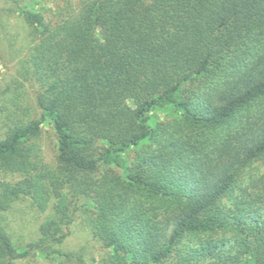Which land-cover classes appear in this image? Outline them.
Wrapping results in <instances>:
<instances>
[{
  "label": "trees",
  "instance_id": "obj_1",
  "mask_svg": "<svg viewBox=\"0 0 264 264\" xmlns=\"http://www.w3.org/2000/svg\"><path fill=\"white\" fill-rule=\"evenodd\" d=\"M18 10L32 44L17 74L39 84L40 115L0 138V172L21 176L0 184V215L21 199L42 211L55 202L27 245L0 223V264L35 253L70 261L57 247L73 199L86 198L101 264H264V198L225 203L264 158L254 113L264 104V0H82L77 18L56 25ZM166 109L174 117L153 123ZM47 121L58 173L39 154ZM217 234L234 240L208 239Z\"/></svg>",
  "mask_w": 264,
  "mask_h": 264
},
{
  "label": "rangeland",
  "instance_id": "obj_2",
  "mask_svg": "<svg viewBox=\"0 0 264 264\" xmlns=\"http://www.w3.org/2000/svg\"><path fill=\"white\" fill-rule=\"evenodd\" d=\"M82 0H0V138H5L6 133L13 123L18 120L28 121L37 119L40 110L36 102L39 84L28 82L20 77L17 72L22 71L24 60L28 57L29 47L32 44L31 28L25 17L19 12L20 7H28L41 12L47 21L56 25L61 21L78 17ZM255 115L260 114L264 120V104L260 105ZM16 113L18 118L12 117ZM174 117L172 109L156 110L152 115V122L165 121ZM40 156L43 169L51 173H58L57 163V136L52 124L44 123L39 136ZM117 174L121 171L112 167ZM21 179L19 174L0 172V184L16 182ZM233 199H226L225 203L231 207L235 199L264 198V158L255 161L240 176ZM54 200L46 211H42L32 204L29 199L15 202L11 209L0 215V223L4 224L15 242L27 245L39 236V228L49 217L54 214ZM259 205V203H258ZM73 206L77 207L74 221L70 227V234L65 242L57 248L71 260L60 259L57 256L45 258L42 254H32L18 264H101L107 256V251L93 238L89 220L94 215V210L89 199H73ZM207 236L190 239L191 246ZM229 238L231 234H217L208 239L220 241ZM228 246L226 247V249ZM235 253L236 248H233ZM79 259V260H78ZM240 264H246V259ZM178 257L171 258L163 264H178Z\"/></svg>",
  "mask_w": 264,
  "mask_h": 264
}]
</instances>
